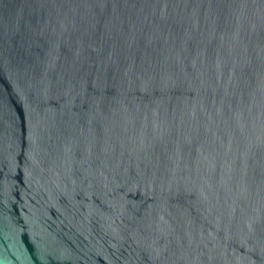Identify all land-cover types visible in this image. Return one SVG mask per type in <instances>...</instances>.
Masks as SVG:
<instances>
[{"label": "water", "instance_id": "water-1", "mask_svg": "<svg viewBox=\"0 0 264 264\" xmlns=\"http://www.w3.org/2000/svg\"><path fill=\"white\" fill-rule=\"evenodd\" d=\"M0 264H264V0H0Z\"/></svg>", "mask_w": 264, "mask_h": 264}]
</instances>
